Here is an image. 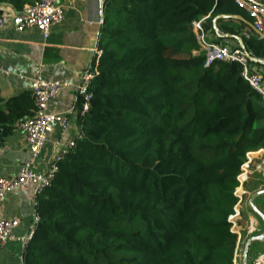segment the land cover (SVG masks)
Wrapping results in <instances>:
<instances>
[{
  "label": "trees",
  "instance_id": "1",
  "mask_svg": "<svg viewBox=\"0 0 264 264\" xmlns=\"http://www.w3.org/2000/svg\"><path fill=\"white\" fill-rule=\"evenodd\" d=\"M38 1L0 4L20 13ZM103 5L101 53L86 70L94 71L87 111L75 96V147L34 196L37 221L22 264H233L237 239L228 217L237 201L235 178L245 155L264 148V110L238 63L205 66L192 24L201 22L215 44L225 38L214 25L218 34L240 38L260 61L264 41L244 22L252 24L236 0ZM219 15L244 21L213 23ZM35 112L30 90L0 96V148ZM243 189L240 225L246 210L254 214L247 200L264 190V179L252 174ZM263 198L254 200L262 214ZM262 232L263 225L254 236ZM247 241L242 238L243 247ZM256 242L246 264H253Z\"/></svg>",
  "mask_w": 264,
  "mask_h": 264
},
{
  "label": "crops",
  "instance_id": "2",
  "mask_svg": "<svg viewBox=\"0 0 264 264\" xmlns=\"http://www.w3.org/2000/svg\"><path fill=\"white\" fill-rule=\"evenodd\" d=\"M104 1L72 0V3L66 5L64 9L63 22L50 29L47 39L32 29L15 31L19 13L7 4H0V18L8 21L7 25L0 28V66L9 73V75L0 74V96L8 99L30 90V79L37 71H41L42 77L46 80H65L72 85L79 83L98 49L102 28L99 20L104 16L101 2L104 4ZM216 36L225 38L221 42L223 45L230 47L240 45L235 39L226 38L220 34ZM206 38L208 42H212L214 37L207 35ZM74 100V89L68 87L47 107V113L64 115L65 123L62 127H55L54 132L48 137L37 159V169H40V172L45 169L62 143L78 135L73 111ZM27 158L24 134L17 128L0 148V178L14 176ZM34 198L29 187L7 193L0 200V219L19 221L14 230L17 237H26L34 229L36 217ZM257 204L263 206L262 200ZM245 213V222L241 225L243 228L247 220H252L256 223V231L262 229L263 223L261 224L262 221L255 212L252 214L246 210ZM263 233L264 225L261 234ZM22 248V243H9L0 247V264H22ZM243 251L242 243V257ZM258 252H264V250L254 252V256ZM251 256L253 257L252 253Z\"/></svg>",
  "mask_w": 264,
  "mask_h": 264
},
{
  "label": "built area",
  "instance_id": "3",
  "mask_svg": "<svg viewBox=\"0 0 264 264\" xmlns=\"http://www.w3.org/2000/svg\"><path fill=\"white\" fill-rule=\"evenodd\" d=\"M71 3L72 0H39L33 5L24 6L17 16L19 24L15 27V31L22 32L32 29L39 32L44 39H47L50 29L63 22L64 9L66 5ZM236 4L252 20L253 28L264 36V5L254 0H236ZM101 6L103 11V2H101ZM102 23L103 18L101 17L99 24L102 25ZM7 24L6 19L0 18V28ZM192 30L196 35L200 50L204 53L205 66H210L216 61L238 63L241 66L242 80L260 96L264 110V73L261 69L250 64V55L240 45L230 47L208 42L202 31L201 22L193 23ZM100 53V51H97L96 55L98 56ZM0 74L9 75L1 66ZM93 75L94 71H88L79 83L73 85L65 80H46L42 77L41 71H37L30 79V91L34 97L36 112L33 117L24 119L17 127L24 134L28 158L20 165L14 176L0 178V200L4 198L5 194L17 192L24 188L30 187L33 195L36 196L49 187L53 179V173L56 171L55 163L62 160L75 147V142L74 139H71L66 143H62L45 169L38 172L37 159L48 137L54 132L55 127H62L65 123L64 115L47 113V107L61 92L68 87H73L75 96L79 95L83 98L82 113H85L90 99V94L86 90ZM18 79H23V77H18ZM252 174H259L264 179V148L245 155V161L235 178L237 187L233 195L237 201L232 214L228 217L230 232L235 234L237 239L233 264L236 263L239 257H242V238L244 241L249 240L254 237L256 232V223L252 220H247L244 228L239 224L242 219L240 211L244 205V197L247 195L243 185ZM36 221L37 218L35 217L34 222ZM18 224L17 219H0V247H4L9 243L24 244L30 239L32 231L26 237H17L14 234ZM252 263L264 264V252L257 253L253 257Z\"/></svg>",
  "mask_w": 264,
  "mask_h": 264
},
{
  "label": "water",
  "instance_id": "4",
  "mask_svg": "<svg viewBox=\"0 0 264 264\" xmlns=\"http://www.w3.org/2000/svg\"><path fill=\"white\" fill-rule=\"evenodd\" d=\"M218 19H232V20H236V21H244L241 17H239V16H227V15H219V16H217V17H215L214 18V20H213V23H215V21L216 20H218ZM246 24H247V26L250 28V30L258 37V39L259 40H261V41H264V36L261 34V33H259V32H257L254 28H253V25L251 24V23H248V22H246V21H244ZM19 24V21H17V25ZM214 31H215V33L218 35V33H217V30H216V28H215V25H214ZM226 38H231V39H235V40H237L238 42H239V44H240V47L246 52V50L244 49V47H243V45H242V42H241V40H240V38H238V37H233V36H230V35H228V36H226ZM250 60H251V62L252 63H254V64H259V65H261V66H263L264 67V61H260V60H257V59H254V58H252V57H250ZM261 195H264V190H260V191H257V192H255V193H253V194H251L250 195V197H249V199H248V201H247V205L260 217V219H261V221H262V223H263V225H264V214H262L255 206H254V200L258 197V196H261ZM253 241H263L264 242V233L263 234H261L260 236H257V237H252L251 239H249L247 242H246V244H245V246H244V251H243V259L245 260V257H246V253H247V250H248V247H249V245L253 242Z\"/></svg>",
  "mask_w": 264,
  "mask_h": 264
},
{
  "label": "rangeland",
  "instance_id": "5",
  "mask_svg": "<svg viewBox=\"0 0 264 264\" xmlns=\"http://www.w3.org/2000/svg\"><path fill=\"white\" fill-rule=\"evenodd\" d=\"M38 172H40V169L38 170ZM262 205L264 206V198L262 199ZM263 250H264V242H260L259 243V241H257L255 243L254 247L252 248L251 253H252L253 257H254V254H253L254 252H256V251H263ZM258 253H260V252H258ZM253 257H252V259H253ZM236 262H237V264H246V259L244 260L242 257H239Z\"/></svg>",
  "mask_w": 264,
  "mask_h": 264
}]
</instances>
